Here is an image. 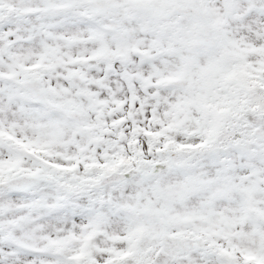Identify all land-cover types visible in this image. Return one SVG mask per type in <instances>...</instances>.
I'll use <instances>...</instances> for the list:
<instances>
[{
  "label": "snow or ice",
  "instance_id": "snow-or-ice-1",
  "mask_svg": "<svg viewBox=\"0 0 264 264\" xmlns=\"http://www.w3.org/2000/svg\"><path fill=\"white\" fill-rule=\"evenodd\" d=\"M0 264H264V0H0Z\"/></svg>",
  "mask_w": 264,
  "mask_h": 264
}]
</instances>
